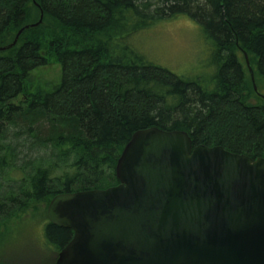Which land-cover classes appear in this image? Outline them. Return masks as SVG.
I'll list each match as a JSON object with an SVG mask.
<instances>
[{
    "label": "trees",
    "instance_id": "16d2710c",
    "mask_svg": "<svg viewBox=\"0 0 264 264\" xmlns=\"http://www.w3.org/2000/svg\"><path fill=\"white\" fill-rule=\"evenodd\" d=\"M41 12L0 51V264H16L26 245L55 264L73 233L49 222L50 201L117 186L137 131H182L193 148L264 158V0H0V47ZM180 16L209 46L204 77L175 74L132 44ZM50 66L59 74L46 80Z\"/></svg>",
    "mask_w": 264,
    "mask_h": 264
},
{
    "label": "water",
    "instance_id": "95a60500",
    "mask_svg": "<svg viewBox=\"0 0 264 264\" xmlns=\"http://www.w3.org/2000/svg\"><path fill=\"white\" fill-rule=\"evenodd\" d=\"M115 173L117 186L50 201L49 222L73 233L55 264H264V158L152 127L132 136Z\"/></svg>",
    "mask_w": 264,
    "mask_h": 264
},
{
    "label": "rangeland",
    "instance_id": "374dc122",
    "mask_svg": "<svg viewBox=\"0 0 264 264\" xmlns=\"http://www.w3.org/2000/svg\"><path fill=\"white\" fill-rule=\"evenodd\" d=\"M132 44L151 62L175 74L181 76L190 74L191 77L194 74L202 77L209 74V72L205 73L207 72L205 69H208L209 64L212 63L209 46L205 42L201 27L186 16L158 22L147 32L140 34ZM44 71L46 80H53L59 74L58 66H50ZM26 150L24 151V156H33L35 154V152L31 154V152ZM16 177H18V174ZM9 183L12 182H2L4 185H9ZM25 239L31 238L26 237ZM3 252H7L8 255L12 256L18 253L16 248H11V246H7ZM32 253L33 248L26 245L23 254L17 259V263H14L40 264L38 261L41 260L40 257L37 258ZM44 258L41 260V264H45L44 262L50 259V255Z\"/></svg>",
    "mask_w": 264,
    "mask_h": 264
},
{
    "label": "bare ground",
    "instance_id": "6f19581e",
    "mask_svg": "<svg viewBox=\"0 0 264 264\" xmlns=\"http://www.w3.org/2000/svg\"><path fill=\"white\" fill-rule=\"evenodd\" d=\"M11 45V44H10ZM9 46V45H8ZM6 47V46H5ZM6 51V50H5Z\"/></svg>",
    "mask_w": 264,
    "mask_h": 264
}]
</instances>
